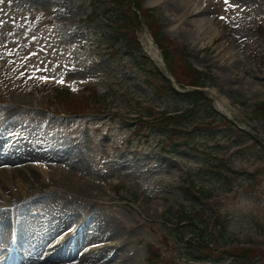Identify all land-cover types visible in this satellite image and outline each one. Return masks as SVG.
Wrapping results in <instances>:
<instances>
[{
  "label": "rangeland",
  "instance_id": "rangeland-1",
  "mask_svg": "<svg viewBox=\"0 0 264 264\" xmlns=\"http://www.w3.org/2000/svg\"><path fill=\"white\" fill-rule=\"evenodd\" d=\"M181 1L142 0L141 7L155 11L160 32L174 39L173 49L186 51L193 66L210 71L206 91L214 104H227L232 125L214 123V135L212 130L189 135L188 147L170 156L160 154L155 135L130 134V118L147 106L173 111L186 105L155 97L143 83L139 60L123 55L121 46L109 41L113 30L105 17L111 12L104 13L96 0H0V129L7 140L2 151L10 154L15 148V158L9 159L37 162L28 170L35 176L28 184L35 191L33 182L44 180V196L54 197L41 208L44 223L63 213L69 218L68 212L80 205L92 211L94 222L103 223L107 232L87 242L106 243L103 252L109 260L117 254L109 244L118 242V252L130 264H148V244L160 249L163 259L157 264L166 258L175 264H206L191 259L185 243L191 226L179 215L201 207L207 217L196 218L198 225L207 221L211 228L216 221V231L225 225L218 244L225 243L228 250L251 247L257 264H264V119L251 117L254 106L264 103V33L259 32L264 0H188L189 11L181 8ZM136 34L143 51L151 52L148 30L141 25ZM28 75L64 80L71 92L59 99L50 89L24 84ZM88 87L98 94H120L109 98V113L63 117L47 108L56 110L59 103L91 107L85 98ZM4 116L14 117L4 125ZM233 127L253 140L235 146L229 135ZM194 147L225 154L241 175H231L229 185L203 175ZM51 168L59 171L50 175ZM26 170L21 174L31 175ZM14 176L1 170L0 189L6 195L12 191L4 180ZM189 177L198 198L183 190ZM51 178L54 182L48 183ZM74 229L69 226L70 232ZM77 256L66 263L81 264L82 256Z\"/></svg>",
  "mask_w": 264,
  "mask_h": 264
},
{
  "label": "trees",
  "instance_id": "trees-1",
  "mask_svg": "<svg viewBox=\"0 0 264 264\" xmlns=\"http://www.w3.org/2000/svg\"><path fill=\"white\" fill-rule=\"evenodd\" d=\"M131 4H133L136 9L140 10L142 18L147 26L153 29L155 40L162 50L164 62L180 87H200L204 86L206 82H210L211 76L207 72L199 71L189 63L186 57V51L172 48V41L159 32L160 26L155 22L154 13L141 8V0H111L110 2V5L114 10L117 9L118 13L113 21L115 25V39L121 40L126 53L134 55L137 51L139 52V45L134 36V31L135 27L140 25V20L137 14L131 9ZM125 5H127V10L130 11V15H127ZM174 54H181L180 56L183 58H174ZM140 63L143 64V81L153 89L157 97L164 96L174 102H177L178 100L176 99L179 98L186 103V108L183 110L180 108L176 109L177 111H174V113L163 111L155 112L151 108H144L141 115L135 119L136 127L148 130L151 129L152 132L159 133L164 137L163 140L162 138L159 140L161 143H166L168 144L167 147L177 150L178 147H185L188 145L189 142L187 139L189 135L193 136L194 134L202 133L204 130H209L213 122L221 121L227 124L229 123L214 110L210 99L203 90L195 88L180 92L173 86L170 80L164 77L158 68L153 66L146 68L144 66L146 64V59L143 56H140ZM181 65L183 67L180 68L181 72H179L178 69ZM85 97L94 105V109H90L91 113H98L107 107L104 103L107 99L106 95L101 98L99 95L95 94V92H90L89 95ZM64 111L81 113V110H75L74 108L64 109ZM252 117L264 119V103H257L255 105ZM211 129L213 130L216 128L212 127ZM235 132L233 137L235 139L245 134L238 129H235ZM160 149L161 151H166L167 148L161 147ZM202 166L206 175H210L219 181H223L224 178L228 177L230 174L233 175L237 173L230 169L231 166L229 164L224 163V160L219 158L210 160L209 157L208 160L204 159ZM185 192L189 193L187 189H185ZM194 216L204 218V213L203 211H196V214H193L191 219H189V225L195 226ZM216 224L217 222L215 221L214 225ZM223 230H225L224 224L220 226L218 231L214 228L209 230L206 222L203 227L198 228L196 233L199 236V240L194 241L193 238H191L189 243L207 262L221 263L224 259H227L231 260L230 262H232V264L258 263L256 260V251L251 248H231V250H228L222 249V246L216 241L214 242L213 238L216 240L215 237L219 236L223 238ZM215 231L217 234H215ZM212 242L213 245L211 246L210 243ZM250 258L253 260H250Z\"/></svg>",
  "mask_w": 264,
  "mask_h": 264
},
{
  "label": "bare ground",
  "instance_id": "bare-ground-1",
  "mask_svg": "<svg viewBox=\"0 0 264 264\" xmlns=\"http://www.w3.org/2000/svg\"><path fill=\"white\" fill-rule=\"evenodd\" d=\"M189 4L188 0H184L181 8L189 11L188 9L191 8V4ZM186 14L188 13L184 12L181 15ZM190 20L191 23L192 20ZM151 55L156 56L155 48ZM217 106L220 110H225L222 103L218 102ZM13 117L4 116L1 124L7 121L10 123ZM2 134V129H0V146L2 147L0 149H4L7 143L6 138H2ZM17 151L18 149L13 148L9 155L0 157L1 161L11 162L9 158H15L14 153ZM58 171V168H51L53 173L50 175H54ZM11 172L16 176L13 180L6 178L4 185L11 188L12 195H6L0 190V264H64L69 262V258L75 252H77V257L82 256L81 264H130L123 259L125 254L118 252V242L109 244L115 247V252H117L112 260H109L106 252H103L106 245H101V250L90 247V244L97 245V242L89 243L87 242L89 238L101 236L107 231L103 223L94 222L93 213L88 208L80 205V208L75 211L68 212L71 214L69 218L66 216L67 214L63 213L61 221L56 216L48 224L44 223V211L41 208L44 205H49L54 199L48 195L44 196V180L40 184H36L38 179L34 181L33 183L37 186L34 187L36 190L32 191L33 186L28 184L27 180H31L35 176H32L30 171L27 173L31 175H23L16 169ZM64 179L68 180L67 183L75 185L72 179ZM47 182L53 183L54 179H48ZM72 185L71 188H73ZM93 188L85 186V190ZM34 208L39 210V213H36ZM75 218L78 221H74ZM71 220L73 223H70L69 226L75 227V229L72 233H68L69 226L66 224ZM55 238L56 241H53ZM110 250L112 249L110 248Z\"/></svg>",
  "mask_w": 264,
  "mask_h": 264
},
{
  "label": "snow or ice",
  "instance_id": "snow-or-ice-1",
  "mask_svg": "<svg viewBox=\"0 0 264 264\" xmlns=\"http://www.w3.org/2000/svg\"><path fill=\"white\" fill-rule=\"evenodd\" d=\"M60 82L62 83L63 81L61 80Z\"/></svg>",
  "mask_w": 264,
  "mask_h": 264
}]
</instances>
